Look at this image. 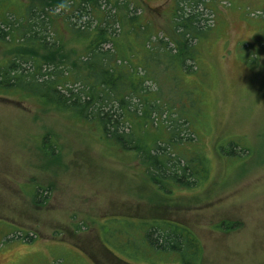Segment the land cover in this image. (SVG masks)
Returning <instances> with one entry per match:
<instances>
[{
    "label": "rangeland",
    "instance_id": "obj_1",
    "mask_svg": "<svg viewBox=\"0 0 264 264\" xmlns=\"http://www.w3.org/2000/svg\"><path fill=\"white\" fill-rule=\"evenodd\" d=\"M128 1L171 36L177 0ZM206 1L210 33L190 76L204 104L207 128L194 140L210 160L206 179L168 195L97 126L0 93V264H181L137 229L143 219L189 226L203 245L199 264H264V0ZM63 44L82 50L69 35ZM12 51L0 42V64ZM232 139L237 150L219 151ZM36 186L47 199L34 198Z\"/></svg>",
    "mask_w": 264,
    "mask_h": 264
},
{
    "label": "trees",
    "instance_id": "obj_2",
    "mask_svg": "<svg viewBox=\"0 0 264 264\" xmlns=\"http://www.w3.org/2000/svg\"><path fill=\"white\" fill-rule=\"evenodd\" d=\"M9 2L0 0V42L13 49L0 64V93L21 94L75 122L97 126L105 144L129 152L168 195L172 185L200 186L210 160L194 140L207 127L190 76L197 72L198 77V43L210 33L206 0L176 1L171 36L156 34L137 12L139 5L128 0ZM258 8L264 21V7ZM66 35L82 45L80 53L66 49ZM195 118L203 128L195 127ZM227 143L219 151L231 154L239 146L233 139ZM34 188L29 190L34 198L47 199ZM143 220L136 227L146 230L153 247L174 251L181 264L202 260L201 239L189 226Z\"/></svg>",
    "mask_w": 264,
    "mask_h": 264
}]
</instances>
